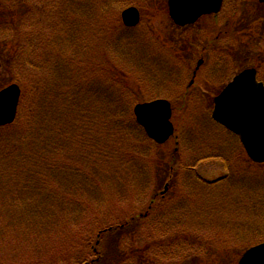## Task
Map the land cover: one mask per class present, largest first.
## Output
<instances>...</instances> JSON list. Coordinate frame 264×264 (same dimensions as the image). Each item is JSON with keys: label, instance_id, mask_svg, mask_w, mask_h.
Instances as JSON below:
<instances>
[{"label": "trees", "instance_id": "1", "mask_svg": "<svg viewBox=\"0 0 264 264\" xmlns=\"http://www.w3.org/2000/svg\"><path fill=\"white\" fill-rule=\"evenodd\" d=\"M141 5L138 0H0V71L7 74L6 85L16 83L22 91L16 121L0 129V264H100L106 259L98 252L104 238L125 237L141 223V213L131 219L137 187L132 176L122 175L141 153L133 138L144 136L132 115L142 93L136 94L129 65L139 60L123 47L117 16L118 9ZM23 59L26 73L19 69ZM228 161L209 156L196 165L219 163L227 173ZM106 182L114 208L126 204L127 210L102 219L103 198L85 190ZM57 187L73 201L67 223L45 206ZM15 191L35 194L30 199L40 204L37 214L27 213L28 200L20 206ZM121 243L129 251L120 256L115 249L112 264L134 251L132 241Z\"/></svg>", "mask_w": 264, "mask_h": 264}, {"label": "rangeland", "instance_id": "2", "mask_svg": "<svg viewBox=\"0 0 264 264\" xmlns=\"http://www.w3.org/2000/svg\"><path fill=\"white\" fill-rule=\"evenodd\" d=\"M138 1L142 3L136 6L140 10L139 24L129 32L120 28L123 47L132 50L139 60L137 66L129 65L133 79L137 80L136 94L142 93L141 99L137 97L140 102L134 105L153 99L168 101L173 107L175 138L162 145L145 136L133 138L140 145L142 156L137 153L134 157L139 159H132L122 174L132 176L131 183L137 187V204L131 216L144 213L150 201L153 208L149 217L138 225L135 222L125 237L104 238L98 252L106 259L100 264H112L115 249L120 256L129 251L122 241H132L134 251L123 257L130 264H237L245 247L264 240V167L253 166L231 136L226 138L228 147L210 113L214 94L224 84L244 69L264 66V7H257L256 0H231L227 14L218 24L212 18H202L193 26L181 28L170 20L167 0ZM122 10H117L118 17ZM117 61L123 59L119 56ZM23 63L24 59L19 69L30 71ZM6 75L0 71V86L6 85ZM258 76L264 80V70ZM222 151L228 153L227 158L221 155ZM212 155L229 160V174L214 188L213 184H203L219 180L223 176L221 168L196 165L199 159ZM167 183L168 192L161 200ZM109 188L106 182L91 191L85 190L95 199L103 198L102 219L118 215L119 209L127 210L126 204L114 208ZM12 194L19 199L20 206L24 200L32 203L30 209L26 208L27 213L37 212L40 204L30 199L36 198L35 194ZM66 197L62 187H57L50 202H45L51 215L55 214L63 223H67L73 206V201ZM208 244L212 245L208 248ZM58 245L59 240L54 238L52 247ZM123 259L118 264L127 262Z\"/></svg>", "mask_w": 264, "mask_h": 264}, {"label": "water", "instance_id": "3", "mask_svg": "<svg viewBox=\"0 0 264 264\" xmlns=\"http://www.w3.org/2000/svg\"><path fill=\"white\" fill-rule=\"evenodd\" d=\"M220 3L221 0H168L169 16L176 25L193 24L202 15L217 13ZM121 17L127 27L136 25L139 19L133 8L124 11ZM19 94L15 85L0 91V127L15 119ZM133 114L154 142L162 144L173 134L168 102L136 105ZM212 118L239 138L249 159L264 163V88L256 82L254 70L240 73L214 99ZM238 264H264V244L247 250Z\"/></svg>", "mask_w": 264, "mask_h": 264}, {"label": "flooded vegetation", "instance_id": "4", "mask_svg": "<svg viewBox=\"0 0 264 264\" xmlns=\"http://www.w3.org/2000/svg\"><path fill=\"white\" fill-rule=\"evenodd\" d=\"M222 12H223V11H222ZM222 12H221V13H222ZM219 16H220V15H219Z\"/></svg>", "mask_w": 264, "mask_h": 264}]
</instances>
